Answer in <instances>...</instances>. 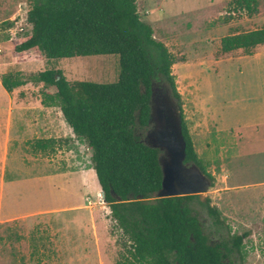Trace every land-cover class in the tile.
Here are the masks:
<instances>
[{
    "label": "rangeland",
    "instance_id": "obj_1",
    "mask_svg": "<svg viewBox=\"0 0 264 264\" xmlns=\"http://www.w3.org/2000/svg\"><path fill=\"white\" fill-rule=\"evenodd\" d=\"M260 1L264 14V0ZM233 2L137 0V5L142 19L153 27L155 38L166 44L178 59L173 73L185 119L196 150L215 179L202 199H211L223 224L217 226L201 204L194 205L195 211L212 239L217 235L247 233L242 250L243 264H264V154L251 153L253 148L262 149L264 153V141L243 142L249 151L244 155L250 157H227L226 161L218 157L221 125L244 122L255 111L246 101L259 96L262 89L259 61L252 57L225 58L221 54L219 45L221 36L227 32L225 24L251 19L249 16L228 17L226 13L234 8ZM30 6V0H0V138L5 136L11 123L16 137L22 128L24 112L30 111L26 116L38 121L44 118L42 107H48L53 101L60 104L55 98L56 89L33 82L34 75L54 69L61 71L70 83L109 84L119 79V57L116 55L49 60L39 51L17 52L16 46L32 31L28 22ZM252 28L239 26L238 30L243 33ZM9 72L19 73L27 81L11 94L1 83V76ZM155 86L169 89L163 82H156ZM53 108L57 111L54 118L60 117V107ZM67 126L56 119L55 124L51 122L45 127L49 128L50 135L58 130L62 137L50 146L48 157H21V160L10 157L6 175L4 167H0V188L7 184L3 205L0 202V264H12L13 260L14 264H19L23 255L26 261L28 245L35 249L48 244L55 246L56 257L49 258L47 264H116L126 252L122 232L112 220L110 207L102 195L92 157L57 156L60 150L73 147ZM153 128L152 124L138 129L137 133L151 144L149 134ZM209 128L213 130L214 142L210 148L204 137ZM84 140L81 142L90 148ZM5 161L6 158L3 166ZM86 166H92V180L71 184ZM65 237L71 239L74 246L83 245L77 256L59 255Z\"/></svg>",
    "mask_w": 264,
    "mask_h": 264
},
{
    "label": "trees",
    "instance_id": "obj_2",
    "mask_svg": "<svg viewBox=\"0 0 264 264\" xmlns=\"http://www.w3.org/2000/svg\"><path fill=\"white\" fill-rule=\"evenodd\" d=\"M29 37L16 46L19 53L39 51L49 60L96 55L119 57L115 83H70L59 70L34 75L33 82L56 89L48 107L59 106L75 135L87 140L92 162L111 210L122 232L126 252L116 264H243L242 250L248 234L217 235L206 232L194 205L201 204L217 226L223 221L211 199L186 195L158 199L163 183L160 149L143 141L137 131L152 121V94L156 82L170 87L180 110L186 142L187 165H196L214 182L200 158L186 122L173 66L178 59L155 38L137 0H30ZM249 17L259 12L257 0H235ZM264 44V27L230 33L221 40V54L243 49L252 55ZM4 89L13 93L27 81L19 73L1 76ZM56 140H40L39 149ZM217 232H220L217 229Z\"/></svg>",
    "mask_w": 264,
    "mask_h": 264
},
{
    "label": "crops",
    "instance_id": "obj_3",
    "mask_svg": "<svg viewBox=\"0 0 264 264\" xmlns=\"http://www.w3.org/2000/svg\"><path fill=\"white\" fill-rule=\"evenodd\" d=\"M218 2V0H211V2ZM235 1V0H233ZM259 3V12L258 14L251 17L249 21H237L230 24H225L226 27V34L222 35L220 38V45L221 47V40L223 37L229 35L230 33H241L238 30L239 26H244L245 28H252L249 31H254L264 27V14L262 12V5L261 1L257 0ZM264 8V7H263ZM260 27V28H258ZM167 28V27H166ZM213 29L209 26V29ZM247 31V32H249ZM246 52L243 49L236 50L229 54H224L225 58H236V59H243L244 57H252L255 60L261 63V80H262V89L261 94L256 97H251L250 101H246V104L253 110H255L252 114H250L244 122L241 123H226L225 125H221L220 130L218 131V157H224V161H226L227 157H250L249 151L243 146L244 141H249V143H263L264 141V44L258 46L256 49L253 50V54H245ZM2 83V81H1ZM3 86V85H2ZM4 88V87H3ZM231 103V102H230ZM44 118L41 120H35L36 118H30L26 115L30 114V111L24 112V116L22 115V128L17 133L16 137L13 135V123L10 124L9 128L5 136L0 138V167L5 170V175L8 173L9 169V161L10 157H19L18 159L21 160V157H48L47 151L50 149V145L46 149H39L37 146L38 141L40 140H49L54 139L56 143L58 142L59 138H62L59 135L58 130H54L53 135H50L49 128H45L49 126V124L56 123V119L60 121L63 125L66 124L63 112L60 108L58 114L60 117L54 118L53 114H55L56 108L53 107H42ZM25 109V108H22ZM66 132L69 134V138L71 139L70 144L73 147L65 151L60 150L57 156H73V157H92L93 151L91 148H86L85 145L81 142V140L85 141L84 139L73 135L69 129L66 127ZM73 130V129H72ZM75 134V133H74ZM213 130L212 128L208 129V132L205 134V138L207 140L206 146L210 148L213 145ZM30 142V145L28 144ZM195 142V141H194ZM196 144V143H195ZM35 145V146H34ZM32 146L34 148H32ZM255 153L258 155H263L264 153L262 149L254 148L251 150V153ZM5 161V165L3 166L2 161ZM236 159V158H235ZM92 163V161H91ZM93 164V163H92ZM224 166L227 167V164L224 162ZM92 167V166H91ZM88 168L87 166L84 169H81L77 175L72 180L71 184L82 181L85 179L92 180L93 169ZM226 171H230L226 168ZM83 182V181H82ZM71 185L70 183H68ZM261 183L260 185H262ZM6 185L0 188V202L3 205L4 202V194ZM101 188V186H100ZM102 190V189H101ZM62 243L60 245L59 255L63 254L64 257H73L77 256V253L82 251L83 245H76L74 246L71 239L65 237L62 239ZM28 259L25 261L26 258L24 255L21 257L19 264H47L50 261L49 258L56 257V251H58L55 246L48 244L47 246H41L40 249L31 248V245H28ZM13 252V251H12ZM62 253V254H61ZM32 255H34L35 259H32ZM13 256V255H11ZM14 257H12L13 259ZM25 261V263L23 262ZM14 264V260L11 262Z\"/></svg>",
    "mask_w": 264,
    "mask_h": 264
},
{
    "label": "water",
    "instance_id": "obj_4",
    "mask_svg": "<svg viewBox=\"0 0 264 264\" xmlns=\"http://www.w3.org/2000/svg\"><path fill=\"white\" fill-rule=\"evenodd\" d=\"M168 92L153 89L152 121L149 134L151 146L165 153L161 158L163 183L156 192L158 199L203 195L210 191L212 182L196 165L185 163L186 142L183 134L180 110ZM104 197V193L102 192Z\"/></svg>",
    "mask_w": 264,
    "mask_h": 264
},
{
    "label": "built area",
    "instance_id": "obj_5",
    "mask_svg": "<svg viewBox=\"0 0 264 264\" xmlns=\"http://www.w3.org/2000/svg\"><path fill=\"white\" fill-rule=\"evenodd\" d=\"M228 17L230 18H239L241 16H248V12L246 9H241V8H233L231 11L226 13Z\"/></svg>",
    "mask_w": 264,
    "mask_h": 264
},
{
    "label": "flooded vegetation",
    "instance_id": "obj_6",
    "mask_svg": "<svg viewBox=\"0 0 264 264\" xmlns=\"http://www.w3.org/2000/svg\"><path fill=\"white\" fill-rule=\"evenodd\" d=\"M155 88L156 89H158L159 91H161V92H168L169 93V95H170V97H172V93H171V90H170V87H169V89H166V87H156L155 86ZM173 99V98H172ZM153 125H155V123L153 122Z\"/></svg>",
    "mask_w": 264,
    "mask_h": 264
}]
</instances>
